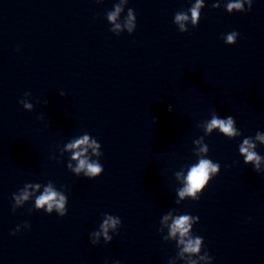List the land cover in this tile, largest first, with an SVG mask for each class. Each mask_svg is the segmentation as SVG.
<instances>
[{"label": "clouds", "instance_id": "9594fccd", "mask_svg": "<svg viewBox=\"0 0 264 264\" xmlns=\"http://www.w3.org/2000/svg\"><path fill=\"white\" fill-rule=\"evenodd\" d=\"M200 6H201L200 0H198L197 5L191 9V14L194 22L198 17V10ZM228 8L229 11H231L232 8H236L239 10L242 8V5L240 3L229 4ZM119 11L120 9L119 7H117L116 13L110 14L109 19L114 20L116 14L119 13ZM186 19L187 17L183 14H178L176 16V21L178 23ZM181 27L183 29V25H181ZM117 28H119V25H117ZM129 31H131V26L129 27ZM236 34H237L236 32H233L232 34L228 35L227 37L228 43L230 44L234 43ZM24 107L31 108V105L25 104ZM233 123H234V118L232 116H228L227 119H220L217 118L216 116H213L211 121L207 124V131L211 132L213 129L218 128L220 132H222L226 136L232 137L236 135L235 129L233 127ZM257 139H260L262 142H264V136H261L259 133H257ZM88 140L89 138L86 135L83 137V139L77 140L73 144H69L68 147L72 149L79 148L81 145L88 144ZM89 146L93 147L94 151L95 148L99 147V145H97L95 141H93L92 145ZM254 147L255 145L250 144L249 141L245 139L240 147V152L242 154H245V162H251L255 160L257 161V165H258L259 157L254 151H249L250 148H254ZM81 155H82L81 152H77L75 153L73 158L77 159ZM85 166L87 168L85 174L88 176H93V177L99 176V174L104 170L103 167L98 163H88L86 160L81 159L79 161V167L76 168L75 171L79 173V171L81 169H84ZM219 168H220L219 163L214 164L210 159H201L197 165L191 167L188 176L186 178L187 180L186 187L182 191H180L179 195L183 197L185 194H187L192 196L194 199L198 200L199 197L196 196L197 191L201 190L209 181L210 179L209 173L210 172L216 173L219 170ZM57 195L58 193L53 191L50 187L46 188L45 192L41 196H39L36 200L37 208H42L45 205H47L46 211L48 213H51L53 209V205L55 204V207L57 211L60 213V216L61 217L65 216V211H66L65 197L61 195L59 197V200H57ZM23 198L27 199V195L25 194ZM118 222L119 221L117 219H113L112 217H109L108 220H106L105 224L103 225L105 234L109 226L114 228ZM188 224H189L188 215H182L178 217L174 221L171 227L172 234L175 235L179 233V235L183 237L189 231V228L187 227ZM180 243H185V241L181 240ZM200 243H201V239L199 237L196 238L194 241L188 240L187 243L185 244L184 251L197 252L199 250Z\"/></svg>", "mask_w": 264, "mask_h": 264}]
</instances>
